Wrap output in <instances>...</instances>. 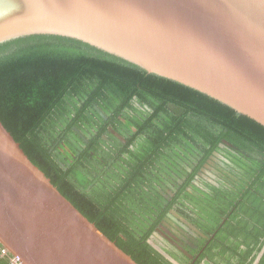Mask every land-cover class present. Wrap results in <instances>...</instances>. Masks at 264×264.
Wrapping results in <instances>:
<instances>
[{
  "label": "trees",
  "instance_id": "obj_1",
  "mask_svg": "<svg viewBox=\"0 0 264 264\" xmlns=\"http://www.w3.org/2000/svg\"><path fill=\"white\" fill-rule=\"evenodd\" d=\"M0 120L138 264H175L150 240L190 262L157 240L170 209L208 236L193 264H253L264 246V126L205 93L75 38L30 34L0 42ZM215 153L214 175H199Z\"/></svg>",
  "mask_w": 264,
  "mask_h": 264
},
{
  "label": "water",
  "instance_id": "obj_2",
  "mask_svg": "<svg viewBox=\"0 0 264 264\" xmlns=\"http://www.w3.org/2000/svg\"><path fill=\"white\" fill-rule=\"evenodd\" d=\"M30 34L75 38L264 126V0H0V42ZM0 245L23 264H138L57 189L1 120Z\"/></svg>",
  "mask_w": 264,
  "mask_h": 264
},
{
  "label": "flooded vegetation",
  "instance_id": "obj_3",
  "mask_svg": "<svg viewBox=\"0 0 264 264\" xmlns=\"http://www.w3.org/2000/svg\"><path fill=\"white\" fill-rule=\"evenodd\" d=\"M220 157H213V160H209L208 163L199 172V175H214L211 173L214 161L219 160ZM169 191V189H166ZM172 210V209H170ZM174 210V209H173ZM179 214V213H178ZM180 215V214H179ZM183 217V216H182ZM190 222V221H189ZM194 225V224H193ZM195 226V225H194ZM196 229L188 227L185 223L181 222L179 218L168 212L167 216L162 220L157 227L156 237L160 244H164L163 240L171 242L177 249L186 254L190 260L185 264H193L197 261L201 253L204 252L207 242H203V239H207L208 236L202 232L200 228L195 226ZM186 246L194 248V253L189 254ZM199 264H214L212 261H201Z\"/></svg>",
  "mask_w": 264,
  "mask_h": 264
},
{
  "label": "built area",
  "instance_id": "obj_4",
  "mask_svg": "<svg viewBox=\"0 0 264 264\" xmlns=\"http://www.w3.org/2000/svg\"><path fill=\"white\" fill-rule=\"evenodd\" d=\"M0 256L4 257L8 264H23L15 255H12L8 250L0 245Z\"/></svg>",
  "mask_w": 264,
  "mask_h": 264
},
{
  "label": "crops",
  "instance_id": "obj_5",
  "mask_svg": "<svg viewBox=\"0 0 264 264\" xmlns=\"http://www.w3.org/2000/svg\"><path fill=\"white\" fill-rule=\"evenodd\" d=\"M0 260H1L2 262H4L5 264H8V261H7L4 257L0 256Z\"/></svg>",
  "mask_w": 264,
  "mask_h": 264
}]
</instances>
